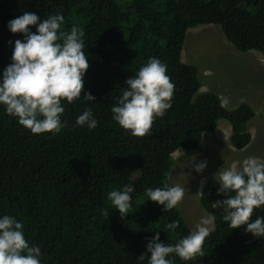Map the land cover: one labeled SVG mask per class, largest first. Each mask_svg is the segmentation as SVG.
<instances>
[{
	"label": "trees",
	"instance_id": "16d2710c",
	"mask_svg": "<svg viewBox=\"0 0 264 264\" xmlns=\"http://www.w3.org/2000/svg\"><path fill=\"white\" fill-rule=\"evenodd\" d=\"M25 11L39 18L59 12L65 31L73 24L83 31L89 66L81 95L87 91L95 100L62 101L65 127L57 135L31 133L0 106V214L23 222L26 240L41 248V264H147V256L137 258L153 231L164 243L190 231L176 207L163 210L144 195L145 188L166 183L173 153L196 149L220 121L229 124L234 149L251 140L252 107H222L218 95L199 92L197 67L181 62L186 31L218 25L238 52L264 58V0H0V70L10 62L12 41L22 39L6 24ZM148 57L166 64L175 85L172 105L148 134L134 136L111 119L110 108ZM85 107L98 121L92 130L74 126ZM125 185L134 191L121 218L107 193ZM217 188L207 176L198 197L214 216L203 255L190 261L173 256V264H264V237L231 229L221 209L211 207L222 199ZM256 216H264V205L253 209L251 219ZM172 220L178 227L170 231Z\"/></svg>",
	"mask_w": 264,
	"mask_h": 264
},
{
	"label": "clouds",
	"instance_id": "9594fccd",
	"mask_svg": "<svg viewBox=\"0 0 264 264\" xmlns=\"http://www.w3.org/2000/svg\"><path fill=\"white\" fill-rule=\"evenodd\" d=\"M64 22L59 12L39 18L25 11L6 24L10 33H20L22 39L12 41L10 62L0 70V106L33 134L61 133L65 127L62 101L72 103L82 98L91 104L95 100L87 91L81 95L89 66L83 31L75 24L65 31ZM166 68L159 58L148 57L134 76L124 80L126 87L110 108L111 119L134 136L148 134L154 119L171 108L175 85ZM219 103L222 107L228 105L229 97H220ZM97 123L92 108L85 107L76 116L74 126L92 130ZM206 164V160L194 163L193 169L200 173ZM214 177L222 199L211 202V207L221 209L222 219L231 229L243 227L254 237H264V216L251 219L253 209L264 205V159L247 156L238 167L222 165ZM133 191V187L125 185L107 193L112 209L121 218L131 207ZM184 194L185 187L178 183L144 190L147 200L161 205L163 210L176 207ZM213 220L210 213L202 215L193 229L175 243L162 242L160 231H153L145 252L137 259L143 261L147 256V264H173V256L183 261L202 256V245ZM177 227L176 220L166 225L170 231ZM0 264H41L40 246L26 240L23 222L10 214H0Z\"/></svg>",
	"mask_w": 264,
	"mask_h": 264
},
{
	"label": "rangeland",
	"instance_id": "374dc122",
	"mask_svg": "<svg viewBox=\"0 0 264 264\" xmlns=\"http://www.w3.org/2000/svg\"><path fill=\"white\" fill-rule=\"evenodd\" d=\"M181 62L197 67L199 92L229 97V104L225 106L228 109L245 102L254 111L249 122L251 140L244 149L236 150L230 145L227 122L220 121L214 133L202 134L201 144L196 149L173 153L174 165L166 183L185 187L184 197L176 208L192 230L206 214L198 197L207 176L214 177L222 165L238 167L247 156L264 159V58L256 51L238 52L225 39L218 25L206 24L187 29ZM203 160L207 161L206 167L196 173L193 164ZM209 227L211 230L213 224Z\"/></svg>",
	"mask_w": 264,
	"mask_h": 264
},
{
	"label": "crops",
	"instance_id": "0c3cea01",
	"mask_svg": "<svg viewBox=\"0 0 264 264\" xmlns=\"http://www.w3.org/2000/svg\"><path fill=\"white\" fill-rule=\"evenodd\" d=\"M226 125H228L227 127H229V132H228V134H229V136H230V126H229V124L228 123H226ZM217 127H219V124H218V126ZM201 144V143H200Z\"/></svg>",
	"mask_w": 264,
	"mask_h": 264
}]
</instances>
